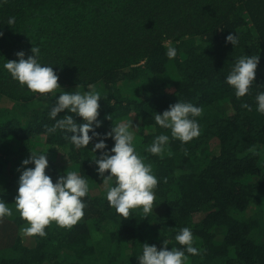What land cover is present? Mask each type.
Masks as SVG:
<instances>
[{
  "label": "trees",
  "instance_id": "16d2710c",
  "mask_svg": "<svg viewBox=\"0 0 264 264\" xmlns=\"http://www.w3.org/2000/svg\"><path fill=\"white\" fill-rule=\"evenodd\" d=\"M0 31V199L13 212L0 220V264H138L145 242L181 247L175 235L183 227L200 250L185 264H264V114L255 102L264 91V0H0ZM237 33L239 44L225 42ZM169 43L177 49L172 60ZM33 46L52 64L59 91L94 86L104 95L98 132L133 123L136 150L158 178L148 217L134 209L124 218L109 206L91 143L75 149L60 130L47 132L60 93H33L3 68L18 51L34 55ZM241 55L260 59L251 93L237 99L225 78ZM179 100L202 107L199 137L170 139L160 156L147 152L157 135L171 136L154 116ZM41 150L54 183L76 171L90 193L71 228L52 222L46 236L29 237L15 208L17 168Z\"/></svg>",
  "mask_w": 264,
  "mask_h": 264
},
{
  "label": "clouds",
  "instance_id": "9594fccd",
  "mask_svg": "<svg viewBox=\"0 0 264 264\" xmlns=\"http://www.w3.org/2000/svg\"><path fill=\"white\" fill-rule=\"evenodd\" d=\"M14 23L15 18L9 17L7 24L13 26ZM3 35L4 33L0 31V37ZM225 42H230L235 47L239 44L238 33L229 34ZM165 47L168 59H175L176 47L170 43ZM31 52L34 55H29L25 59V52L18 51L16 53L18 60L6 61L3 68L22 87L33 93L51 94L53 97L60 93L55 105L49 111V117L55 123L47 129V132L53 134L60 130L75 149H85L91 143V151L94 153L91 158L96 165L95 171L102 178L101 184L104 186L109 206L124 218L129 217L131 210L134 209L142 210L144 216L148 217L154 209L158 178L153 172L152 165L145 163L144 157L136 150L133 123L121 121L115 123L108 132H98L97 129L102 126V121L98 119L99 101L104 95L94 86L83 93L59 91L62 88L52 64L41 61L39 47L33 46ZM259 59L258 55H241L232 64L225 82L234 89L237 99L251 93ZM255 102L256 111L264 114V91L257 92ZM242 107L251 110L247 103H243ZM65 110H67L66 114L57 119L58 114ZM72 114L81 117L83 122L78 123ZM202 114V107L180 100L169 105V108L162 113H156L154 116L156 125L170 130L171 136L164 133L157 135L146 151L160 156L170 139L188 143L199 137L201 129L197 118ZM107 119L111 120L112 117L108 116ZM109 138L114 141L111 148L107 144ZM46 153L47 151L43 150L31 151V155L17 168L20 176L15 208L28 222V226L21 231L29 237L46 236L45 229L52 222L60 227L71 228L83 218L88 206L85 200L90 193L88 181L76 171H65L54 183L53 178L46 174V169L49 167ZM29 164L34 167H25ZM12 214L8 203L0 199V220ZM175 241L181 247L172 246L169 249L167 240H163L159 249L155 244L143 243L142 251L136 254L138 264H185L189 254L192 256L200 254V250L193 246L194 236L189 227L181 228L175 235Z\"/></svg>",
  "mask_w": 264,
  "mask_h": 264
},
{
  "label": "rangeland",
  "instance_id": "374dc122",
  "mask_svg": "<svg viewBox=\"0 0 264 264\" xmlns=\"http://www.w3.org/2000/svg\"><path fill=\"white\" fill-rule=\"evenodd\" d=\"M48 96V95H47Z\"/></svg>",
  "mask_w": 264,
  "mask_h": 264
}]
</instances>
